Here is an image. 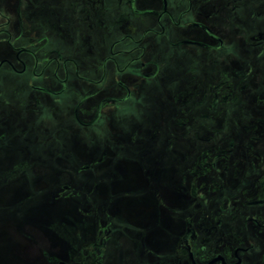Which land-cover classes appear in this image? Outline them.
Returning a JSON list of instances; mask_svg holds the SVG:
<instances>
[{
    "label": "flooded vegetation",
    "instance_id": "1",
    "mask_svg": "<svg viewBox=\"0 0 264 264\" xmlns=\"http://www.w3.org/2000/svg\"><path fill=\"white\" fill-rule=\"evenodd\" d=\"M59 161L81 264H264V0H0V187Z\"/></svg>",
    "mask_w": 264,
    "mask_h": 264
},
{
    "label": "rangeland",
    "instance_id": "2",
    "mask_svg": "<svg viewBox=\"0 0 264 264\" xmlns=\"http://www.w3.org/2000/svg\"><path fill=\"white\" fill-rule=\"evenodd\" d=\"M64 166L65 163L59 161L60 170L48 171L43 164L37 167L39 183L35 197L27 204L20 201L23 194L21 189L16 190L19 188L16 182L9 185L16 188L12 191L0 187V203L9 202L6 207H0V264H57L58 260L64 264H81L77 243L84 228L76 220L78 211L71 206L63 207L62 200L55 196L61 191L58 183L67 177L66 172L61 171ZM2 179L0 177V186ZM71 191L74 196L79 192L75 186H71ZM43 197L55 203L51 207L33 204ZM102 264L110 263L106 260Z\"/></svg>",
    "mask_w": 264,
    "mask_h": 264
},
{
    "label": "water",
    "instance_id": "3",
    "mask_svg": "<svg viewBox=\"0 0 264 264\" xmlns=\"http://www.w3.org/2000/svg\"><path fill=\"white\" fill-rule=\"evenodd\" d=\"M60 264H64V263H60Z\"/></svg>",
    "mask_w": 264,
    "mask_h": 264
}]
</instances>
